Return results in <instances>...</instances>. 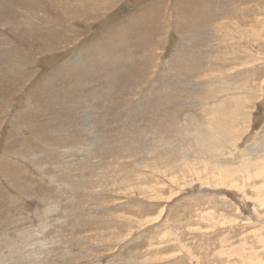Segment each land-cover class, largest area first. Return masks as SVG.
<instances>
[{"label":"rangeland","instance_id":"obj_1","mask_svg":"<svg viewBox=\"0 0 264 264\" xmlns=\"http://www.w3.org/2000/svg\"><path fill=\"white\" fill-rule=\"evenodd\" d=\"M88 1L59 5L75 40L51 52L55 35L3 23L58 6L0 0V264H264L263 181L233 171L264 141V0H90L99 15L70 17ZM30 51L34 66L11 59ZM189 116L231 117L233 163L170 167L153 133Z\"/></svg>","mask_w":264,"mask_h":264},{"label":"bare ground","instance_id":"obj_2","mask_svg":"<svg viewBox=\"0 0 264 264\" xmlns=\"http://www.w3.org/2000/svg\"><path fill=\"white\" fill-rule=\"evenodd\" d=\"M62 1L65 2V0H51L52 4H55V6L57 5L58 8H55L58 11V14L52 18L53 22H47L45 25H43V21L46 20V18L44 16H40V14L38 15L37 13H33V11H31V8H28L27 10H25L24 14H22L18 20H15L13 18H7V21H5L3 24L7 25L10 27V29L15 33L18 32V35L20 38L24 39H28L30 37H33L35 40L37 39H44L45 36L49 37L47 35V33H50L52 36H54V41H52L53 45L51 43V52H55L58 48H65L67 47L72 41L75 40L72 39L73 36L69 33V28H68V23L66 22L68 18V14H65L64 10L61 9V7H59V5H61V3H63ZM89 3H84L81 4L80 2H76L75 6L77 7V9H74V13L70 14V17H76V18H80V19H84V20H88L92 17H95L97 15H99V12H101L102 6L105 7L104 5H100L99 3L94 4L93 2H90V0L88 1ZM105 2V1H104ZM109 2V1H108ZM91 3V4H90ZM81 4V5H80ZM105 4V3H104ZM80 6H85V8L81 9ZM5 12L6 14L4 15L5 17L8 16L10 14V12ZM31 13V15L29 16V14ZM33 13V14H32ZM72 13V12H71ZM60 16V18H59ZM63 18V19H61ZM33 20L32 23H30V21ZM77 20V19H76ZM53 23H60V24H53ZM88 23V22H87ZM256 23V22H255ZM258 23V22H257ZM262 27V26H261ZM261 29V28H259ZM72 30V29H71ZM250 31V29H249ZM259 31V30H258ZM249 33L247 31H241L239 32V34L241 35V33ZM252 32V31H251ZM26 33V34H25ZM253 33V32H252ZM233 35V34H232ZM7 36V35H6ZM39 36V37H38ZM249 36V34H248ZM248 36H243L241 35V38L244 37H248ZM261 36V34L259 35ZM72 37V38H71ZM75 37V36H74ZM71 38V39H70ZM256 38H258V36H256ZM255 38V39H256ZM50 39V37L48 38ZM69 39V41H68ZM51 40V39H50ZM49 40V41H50ZM28 41V40H27ZM39 41V40H38ZM68 41V42H67ZM67 42V43H65ZM14 43V42H13ZM26 43V42H25ZM7 45V44H6ZM17 45V44H16ZM21 45V44H20ZM49 46H45L43 44V42H41L40 46L38 47V51L36 53L39 54V52L45 51L47 49H49ZM9 47V46H8ZM17 49H19V44L17 46H15ZM28 48V47H26ZM57 48V49H56ZM5 50V49H4ZM31 50V49H30ZM37 50V49H36ZM49 50V52H50ZM28 51V50H27ZM4 52V51H3ZM35 52H31L28 53H21L19 56L17 55V57H13V54L11 58L13 61L17 59V61L19 62H23L25 65L27 64H31L34 66V64L36 63V55ZM50 52V53H51ZM241 53V52H240ZM53 54V53H52ZM40 56V55H39ZM260 58H264L263 56H261ZM241 60V59H240ZM10 61V59H9ZM8 62V59H7ZM6 62V64H7ZM12 62V61H11ZM258 62V61H257ZM264 63V62H263ZM11 65H13L11 63ZM16 65V64H15ZM10 66V65H9ZM29 66V65H28ZM6 67V66H5ZM12 67V66H11ZM19 67H22L21 64H19ZM8 68V67H7ZM17 68V67H16ZM33 68V67H32ZM248 68V67H247ZM11 69V68H10ZM19 69V68H18ZM25 69V66L23 67V70ZM5 70V69H4ZM13 69L12 71L14 72ZM20 70V69H19ZM33 70V69H32ZM31 70V71H32ZM27 72V71H26ZM30 72V71H29ZM34 72V71H33ZM36 72V70H35ZM4 73V72H3ZM32 73V72H30ZM38 73V72H37ZM6 74V73H5ZM2 75V74H1ZM0 75V76H1ZM27 75V74H26ZM5 77V76H4ZM30 77V76H29ZM70 77V76H69ZM28 78V77H26ZM31 78V77H30ZM61 78V77H60ZM2 79V78H1ZM11 79V78H10ZM7 80V79H6ZM27 80V79H26ZM25 81V80H24ZM3 82V81H2ZM23 82V81H22ZM32 82V81H31ZM13 83V82H12ZM18 83V82H17ZM28 83V82H27ZM149 83V82H148ZM2 86V85H0ZM5 87V86H4ZM18 87V86H16ZM264 87V86H263ZM20 88V87H19ZM11 89V88H10ZM16 90V89H15ZM236 91V90H235ZM7 92V91H6ZM62 92V91H61ZM206 92V91H205ZM247 92V91H246ZM17 93V92H16ZM39 93V92H38ZM1 94V93H0ZM13 94V93H12ZM6 96V94H4ZM261 96V95H260ZM4 96H2L3 98ZM7 97V96H6ZM54 97V96H53ZM242 96H237L233 99L239 100L241 99ZM1 98V97H0ZM55 99V97H54ZM144 99V98H143ZM140 100V99H139ZM192 100V99H191ZM203 100V99H202ZM194 101V100H193ZM142 102V101H141ZM168 102V101H167ZM4 103V101H3ZM145 103V102H144ZM147 103V102H146ZM152 103V102H150ZM156 103V102H155ZM155 103L153 102L152 106H155ZM164 103V102H163ZM202 103V102H200ZM222 103V102H221ZM237 103V102H236ZM170 104V103H169ZM206 104V103H205ZM87 105V104H86ZM136 106V105H135ZM49 107V104H48ZM161 107V106H160ZM221 107V106H220ZM219 107V108H220ZM222 108V107H221ZM142 109V108H141ZM132 110V109H131ZM147 110V109H146ZM145 110V111H146ZM163 111V110H160ZM236 111V110H235ZM237 112V111H236ZM244 112V111H243ZM160 113V112H159ZM209 113V112H208ZM214 113V111H213ZM235 113V112H234ZM240 113V111L238 112ZM163 114V113H162ZM204 114V113H203ZM218 114V113H217ZM233 114V113H231ZM230 114V115H231ZM119 115V114H118ZM235 115V114H233ZM219 116V115H218ZM217 116V117H218ZM236 116L242 117L245 119L244 114L240 113ZM208 117V116H207ZM211 117V116H210ZM227 117V118H226ZM235 117V116H234ZM223 118V116H222ZM209 119V118H208ZM216 118L214 116H212L210 118V121L206 124H195V119L193 116H189L187 118V122L183 125L178 124V122L172 121L171 124H166V126L162 127V128H158L156 133H153L155 139L153 140V143L155 145V149L157 148L161 154L162 157H165V160L167 161V163H172V165H168L170 167H178L175 166V163H182L184 161H189L190 162H194L196 161V163H203L204 167H202L201 169H207L208 173L210 175L213 174L214 171H216V169H214V166L212 165V163H220V161L225 162L224 160L232 162L234 161V156L235 153H231V154H227L228 152L225 151V147H224V151L221 149L222 148V144H226L229 145V147L231 149H235L237 150V143L239 140L241 139H235V137H237V135H239L240 133L238 131H233V127L232 124H230V122L232 123L231 117L229 120V116H225V120L223 122L222 120V124L220 122H217V120H215ZM224 119V118H223ZM240 119V118H239ZM179 120V119H178ZM220 120V119H219ZM194 121V122H193ZM237 121V120H236ZM163 122V121H162ZM233 122H234V118H233ZM165 123V122H164ZM239 125V123H238ZM163 126V125H162ZM60 128V127H59ZM124 128V127H123ZM156 131V130H155ZM154 131V132H155ZM163 134L165 135V140L163 139H159L156 140L157 137L162 136ZM152 135V136H153ZM242 135V134H241ZM239 137V136H238ZM138 138V137H137ZM235 139V140H234ZM264 140V139H263ZM175 141H176V145H175ZM138 142V140H137ZM240 142V141H239ZM139 143V142H138ZM145 143V142H144ZM140 144V143H139ZM247 145H250L248 147H251L252 151H250L251 149H249L248 151L250 152H244V151H239V153L237 152V154H240L238 159L240 162L238 163H242L239 166H237L235 168V171H245V167L247 166L248 163L250 164H256V168H257V172L254 174V176H250L252 178L255 179H259L261 178L263 183H261L258 186V189H256L257 191L261 192L259 196L260 197V202L262 204H264V151L260 152V149L264 148V141L262 143H247ZM188 147V148H186ZM262 147V148H261ZM239 148V147H238ZM132 150V149H131ZM240 150V148L238 149ZM157 151V150H156ZM154 151V152H156ZM158 151V152H159ZM234 151V150H233ZM232 151V152H233ZM236 152V151H235ZM230 153V152H229ZM136 154V153H135ZM146 156H149L148 154ZM145 157V156H143ZM159 158V156H158ZM223 159V160H222ZM228 159V160H227ZM237 160V159H236ZM225 162V163H226ZM147 163V162H146ZM218 163V164H219ZM202 164V165H203ZM180 165V164H179ZM224 165V164H223ZM238 165V164H236ZM194 166V165H193ZM219 166V165H218ZM230 166V165H229ZM195 167V166H194ZM226 167V166H225ZM235 167V166H234ZM175 168V169H176ZM182 168V167H181ZM216 168V167H215ZM247 168V167H246ZM172 169V168H171ZM223 169V168H222ZM225 169V168H224ZM192 172H195V169L191 167V169H189ZM197 170V169H196ZM206 170V171H207ZM166 171V170H165ZM248 171V170H247ZM218 176H220V178L224 179L225 176H229L232 172H230V170L227 169V171L223 172L222 170L219 171L218 170ZM197 173V172H196ZM215 173V172H214ZM237 173V172H236ZM246 173V172H245ZM175 174V173H174ZM174 174H172L174 176ZM180 174V173H179ZM198 174V173H197ZM239 173H237L238 175ZM200 175V174H199ZM198 176V175H197ZM196 176V177H197ZM200 177V176H199ZM213 177V176H212ZM155 178V177H154ZM172 178V177H171ZM203 178V177H202ZM173 179V178H172ZM175 179V178H174ZM206 179V178H205ZM231 179V178H228ZM248 179V178H247ZM176 180V179H175ZM204 180V179H203ZM213 180V179H211ZM219 180V179H218ZM225 180V179H224ZM234 180V179H233ZM246 180V179H245ZM173 181V180H171ZM202 181V180H201ZM231 181V180H230ZM229 181V183H230ZM216 182V181H215ZM224 181H222L223 183ZM198 183V181H197ZM200 183V182H199ZM203 183V182H202ZM208 183V182H207ZM236 183V182H235ZM182 184V183H181ZM208 184H211L208 183ZM224 184V183H223ZM234 184V182L232 183ZM194 185V184H193ZM191 185V186H193ZM214 185V184H213ZM212 185V186H213ZM216 188V187H215ZM231 188V187H230ZM240 189V188H239ZM258 200V199H257ZM256 200V201H257ZM264 207V205L262 206ZM61 219V218H60ZM263 228V227H262ZM5 249V248H4ZM236 250V249H235ZM72 253V252H71Z\"/></svg>","mask_w":264,"mask_h":264}]
</instances>
